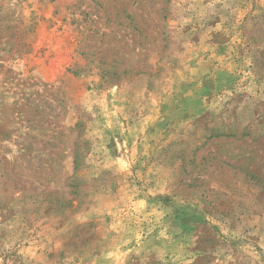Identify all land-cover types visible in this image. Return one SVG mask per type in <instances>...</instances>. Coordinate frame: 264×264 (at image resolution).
Masks as SVG:
<instances>
[{
    "label": "rangeland",
    "instance_id": "obj_1",
    "mask_svg": "<svg viewBox=\"0 0 264 264\" xmlns=\"http://www.w3.org/2000/svg\"><path fill=\"white\" fill-rule=\"evenodd\" d=\"M0 264H264V0H0Z\"/></svg>",
    "mask_w": 264,
    "mask_h": 264
}]
</instances>
